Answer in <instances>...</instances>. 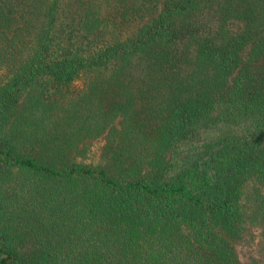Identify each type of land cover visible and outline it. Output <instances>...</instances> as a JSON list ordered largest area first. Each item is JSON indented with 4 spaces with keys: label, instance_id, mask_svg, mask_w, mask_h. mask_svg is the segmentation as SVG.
I'll use <instances>...</instances> for the list:
<instances>
[{
    "label": "trees",
    "instance_id": "16d2710c",
    "mask_svg": "<svg viewBox=\"0 0 264 264\" xmlns=\"http://www.w3.org/2000/svg\"><path fill=\"white\" fill-rule=\"evenodd\" d=\"M253 227L264 0H0V264H264Z\"/></svg>",
    "mask_w": 264,
    "mask_h": 264
},
{
    "label": "rangeland",
    "instance_id": "374dc122",
    "mask_svg": "<svg viewBox=\"0 0 264 264\" xmlns=\"http://www.w3.org/2000/svg\"><path fill=\"white\" fill-rule=\"evenodd\" d=\"M74 85L79 86L80 81L76 80ZM118 121H115L117 127L119 126ZM104 142V134L87 138L76 146L72 154L77 161L93 164L100 163L102 162L101 146ZM236 250L243 261L250 258H264V242L259 236V230L256 227L250 228L244 239L236 244Z\"/></svg>",
    "mask_w": 264,
    "mask_h": 264
}]
</instances>
